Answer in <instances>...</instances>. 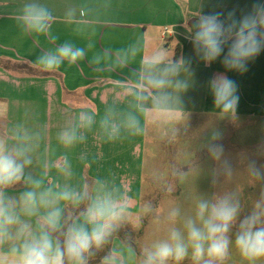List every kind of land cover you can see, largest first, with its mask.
<instances>
[{"label": "clouds", "instance_id": "obj_1", "mask_svg": "<svg viewBox=\"0 0 264 264\" xmlns=\"http://www.w3.org/2000/svg\"><path fill=\"white\" fill-rule=\"evenodd\" d=\"M86 15L83 8L79 15L75 8H68L63 20L77 35L89 37V42L79 45L65 40L43 51L34 65L39 71L56 72L65 62L75 65L88 58L94 30L79 22ZM222 16L220 12H196L191 24L189 18L184 24L185 39L191 43L197 61L210 67L219 60L225 69L208 80L207 88L214 108L235 121L239 86L226 73H246L249 63L264 52V3L253 4L251 11L239 19L234 12L223 19ZM56 20L53 10L41 0H25L16 16L23 34L53 40ZM116 51L123 62L140 56V86L133 94L134 110L122 113L118 121L116 110L110 108L100 118L99 127L106 142L115 141L122 128L133 135L140 133V120L145 114L162 123L183 120L180 93L189 87L186 77L191 75L193 58L169 56L163 47L147 50L145 40L139 37ZM97 58L98 54L92 57ZM96 115L80 112L74 124L57 134L59 144L72 148L84 143L85 132L97 123ZM35 139L36 136L19 130L0 136V264H90L96 253L111 243L131 205L109 191L97 190L93 195L86 188L68 185H57L58 191L52 186L42 187V181L26 171L33 164ZM222 139L223 133L216 131L206 146L209 158L218 165L213 170L214 185L219 177L230 181L234 175V164L225 155ZM240 163L249 187L257 190L246 214L242 216L244 203L238 191L200 197L193 214L184 217L180 227L175 226L180 209L173 208L167 217L171 226L166 238L144 247L138 264H227L233 249L245 264H264V143ZM67 170L65 162L61 171ZM17 186L23 189L16 192ZM82 204L85 207L78 215L65 216L68 205L78 209ZM150 210L146 206V211ZM133 254L130 246L113 248L102 257L101 264H128Z\"/></svg>", "mask_w": 264, "mask_h": 264}, {"label": "crops", "instance_id": "obj_2", "mask_svg": "<svg viewBox=\"0 0 264 264\" xmlns=\"http://www.w3.org/2000/svg\"><path fill=\"white\" fill-rule=\"evenodd\" d=\"M24 2L0 0V136H10L19 130L37 137L33 164L26 171L40 179L42 187L52 186L58 191L57 185H68L86 188L93 195L97 190L109 191L128 200L131 207L127 218L135 232L138 228L134 227L143 215V189L148 176L147 128L156 119L145 114L140 120V133L133 135L122 128L115 141L104 139L100 118L110 108L116 110L118 121L122 113L134 110L133 94L140 86V56L123 62L116 50L139 37L145 40L147 50L163 47L169 56L192 57L191 75L186 77L189 87L180 93L184 117L222 116L213 106L207 82L225 69L219 60L206 67L195 59L192 45L185 39L184 24L189 18L190 25L194 19L191 16L196 12H220L222 19L234 12L239 19L251 11L253 4L264 0H41L57 16L52 29L56 40L21 32L16 16ZM68 8H75L78 15L83 8L87 15L80 17L79 22L94 30L90 35L92 48L88 58L75 65L65 62L56 72H41L34 65L43 51L65 40L79 45L89 42V37L77 35L65 24L63 15ZM97 54L98 58L93 60ZM226 74L239 86L237 116L264 117V52L249 63L246 73ZM181 78H185L184 74ZM82 111L97 114V123L85 132L84 143L65 148L59 144L57 134L74 124ZM65 162L66 172L61 171ZM22 189L23 186H17L15 191ZM84 207L82 204L74 209L68 205L65 216L74 217ZM139 245V238L125 241L115 236L111 249L130 246L137 250ZM138 259L139 253L134 252L128 264H138Z\"/></svg>", "mask_w": 264, "mask_h": 264}, {"label": "rangeland", "instance_id": "obj_3", "mask_svg": "<svg viewBox=\"0 0 264 264\" xmlns=\"http://www.w3.org/2000/svg\"><path fill=\"white\" fill-rule=\"evenodd\" d=\"M233 121L224 116L213 119L205 115H187L178 123H162L157 120L147 128L146 168L143 189V215L140 223L132 231L131 221L126 217L118 231L125 241H136L134 252L165 239L171 226L167 220L173 208H179L182 219L192 215L196 201L203 196L225 191H238L244 203L246 214L250 201L257 190L249 187L248 178L240 161L256 151L264 143V117H239ZM223 133L222 143L225 155L233 161L234 175L230 181L223 177L213 184V170L218 167L207 153L206 146L214 132ZM146 206L151 210L146 211ZM143 231V233H142ZM227 264H245L238 252L233 249Z\"/></svg>", "mask_w": 264, "mask_h": 264}, {"label": "trees", "instance_id": "obj_4", "mask_svg": "<svg viewBox=\"0 0 264 264\" xmlns=\"http://www.w3.org/2000/svg\"><path fill=\"white\" fill-rule=\"evenodd\" d=\"M115 236H122L120 231L117 230L116 233H114L113 238ZM112 238V240H113ZM112 240L111 243L106 245L104 249H102L101 251L97 252L96 255L91 259L90 264H101V259L102 257L111 249V244H112Z\"/></svg>", "mask_w": 264, "mask_h": 264}, {"label": "built area", "instance_id": "obj_5", "mask_svg": "<svg viewBox=\"0 0 264 264\" xmlns=\"http://www.w3.org/2000/svg\"><path fill=\"white\" fill-rule=\"evenodd\" d=\"M167 32H168V29L166 28L165 31H164V33L166 34Z\"/></svg>", "mask_w": 264, "mask_h": 264}]
</instances>
